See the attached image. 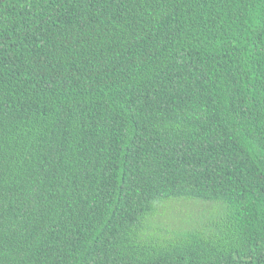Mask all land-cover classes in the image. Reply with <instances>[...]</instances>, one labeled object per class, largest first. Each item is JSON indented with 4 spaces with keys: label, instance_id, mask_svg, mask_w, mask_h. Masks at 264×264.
Returning <instances> with one entry per match:
<instances>
[{
    "label": "trees",
    "instance_id": "16d2710c",
    "mask_svg": "<svg viewBox=\"0 0 264 264\" xmlns=\"http://www.w3.org/2000/svg\"><path fill=\"white\" fill-rule=\"evenodd\" d=\"M0 264H264V0H0Z\"/></svg>",
    "mask_w": 264,
    "mask_h": 264
},
{
    "label": "rangeland",
    "instance_id": "374dc122",
    "mask_svg": "<svg viewBox=\"0 0 264 264\" xmlns=\"http://www.w3.org/2000/svg\"><path fill=\"white\" fill-rule=\"evenodd\" d=\"M202 207V203L197 204L185 200H175L163 205L159 209L155 219L165 221L168 224V230L165 231H171L178 227H184L185 224H182V221L190 215L195 216Z\"/></svg>",
    "mask_w": 264,
    "mask_h": 264
}]
</instances>
